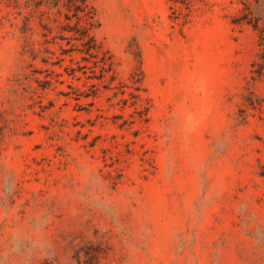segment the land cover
I'll use <instances>...</instances> for the list:
<instances>
[{
	"label": "rangeland",
	"instance_id": "rangeland-1",
	"mask_svg": "<svg viewBox=\"0 0 264 264\" xmlns=\"http://www.w3.org/2000/svg\"><path fill=\"white\" fill-rule=\"evenodd\" d=\"M76 1L0 0V264H264V0Z\"/></svg>",
	"mask_w": 264,
	"mask_h": 264
},
{
	"label": "trees",
	"instance_id": "trees-1",
	"mask_svg": "<svg viewBox=\"0 0 264 264\" xmlns=\"http://www.w3.org/2000/svg\"><path fill=\"white\" fill-rule=\"evenodd\" d=\"M86 1L87 0H81L82 4L79 5V0H77L76 3H74V5L72 6L75 10L74 17H76L77 21L80 23V26L75 29V32L78 34L76 40L81 41L82 45L84 46V49L82 50L83 52L90 56H93L92 51L95 50V46L93 44V38L89 34L92 12ZM105 69V67H101L102 71H106Z\"/></svg>",
	"mask_w": 264,
	"mask_h": 264
}]
</instances>
